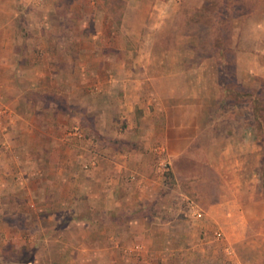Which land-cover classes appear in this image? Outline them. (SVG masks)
<instances>
[{
    "label": "rangeland",
    "instance_id": "obj_1",
    "mask_svg": "<svg viewBox=\"0 0 264 264\" xmlns=\"http://www.w3.org/2000/svg\"><path fill=\"white\" fill-rule=\"evenodd\" d=\"M51 2L44 0L42 8L31 9L22 0H16L15 6L20 13L14 20L18 51L15 61L17 68L20 66L31 69V76L35 77L37 72L43 74L40 77L44 90L41 96L45 102L54 99L64 107L62 97L53 94L51 87L63 91L65 85L62 81L69 78L71 82L74 79L75 87L73 89L70 86L69 96L73 100L76 118L69 123L60 120V124L64 125L62 128L68 127L73 139L69 146L65 144L56 147L57 151L49 155V159L62 163L70 160L73 178L80 180L90 176L97 179L91 186L95 194L101 191L100 182L107 175L105 170L113 171L115 163L112 156L118 147L116 131L119 127H116V118H113L116 114L115 107L111 114L102 110L101 98L95 94L100 90L94 84V80L109 77V73L102 71L101 67L115 63L117 57L106 54L111 49L130 48V52L121 53L119 57L126 63L129 62L128 64L135 62L137 65L146 61L142 52L145 42H152L154 51L149 59L148 74L162 80L159 91L167 94L170 90L173 93L176 89L180 90L177 97H173V100H177L176 103L179 97L183 99L188 96L190 99V96L195 99L204 96L205 120L201 145L199 141L194 142L190 156L178 159L176 167L179 172L187 170L196 175V160L199 162L202 159L204 162L206 154L212 156L218 153L219 157L227 136L232 137L229 142L233 145L234 153L241 152L243 147L239 134L243 128L253 134L252 139L259 144V129L249 125V105L241 99L234 101V94L229 88L234 81L241 91L255 90L259 93L263 87L264 0H58L56 5ZM30 9L31 12L26 14ZM37 18H42V22L36 21ZM0 36L6 39L7 32L1 31ZM67 50L70 55L66 53ZM13 57L10 58L11 63H14ZM135 70L134 74L143 76L142 68ZM0 71L1 81L3 78L7 79L3 70ZM18 72L23 76L21 71ZM54 72L56 75L53 78L58 80L57 85L50 80ZM87 85L96 87L92 97L87 95ZM33 92L31 94L35 95ZM97 114H101V117ZM20 121L21 119H17V123ZM62 128L58 131L60 134ZM18 136L13 139L18 141ZM259 148L255 173L250 171L251 165L255 163L251 152L244 155L246 164L241 173L246 178L255 174L258 180L255 194L262 192L264 198V175L260 177L258 168L262 161L260 145ZM230 154L231 159L236 155L232 152ZM104 165L106 166L103 167ZM157 167L158 172L168 174L166 184L154 202L150 201L146 205L149 209L145 208L144 213H130L125 217H118L116 214L103 216L97 207L99 203H92L96 210L90 217L95 226L87 236L93 249L97 250L98 260L93 261L94 258L87 255L88 260L73 264H109L104 260L107 256H112L111 248L103 246L104 243L99 246L98 243L100 235L106 233L123 239V248L127 249H118L117 256H124L118 264H218L217 259L212 261V256H224L222 246L219 245V241L225 236L221 229L223 226L215 222L214 215L206 212L201 205L203 200L200 199L213 193L214 187L207 183L191 182L189 189L195 191L186 194L177 181L169 176L172 169L169 163L164 161ZM232 169L233 167L227 169V175L233 180L238 172L231 171ZM233 183L229 182V185L233 186ZM48 184V187L51 186ZM84 187L83 184L82 187L73 185L70 188L66 185L63 191L65 194H76L79 193V188ZM9 194L11 191L0 186V261L13 258L18 261L11 264H24L26 262H21V258L33 259L38 254H35V247L31 245L33 241L39 240L35 226L50 228L52 224L55 225L58 215L65 210L62 207L65 203L59 202V206L54 207V200L49 205L21 207L22 194L16 192L15 198L8 197ZM191 203L201 211L200 217L193 216ZM92 204L86 201L81 206H76V210L82 211ZM147 212L153 214L155 224L148 236L140 230L146 221L144 218ZM26 218L28 221L23 231H14L9 224H5L11 221L21 225ZM240 218L242 225L247 226V241L237 244L233 250L229 248L232 253L226 254L236 257L221 264H250L251 257L261 260L251 264H264V207L260 206L247 213L246 223L243 216L233 217L230 220L231 233L232 230L236 233L234 227L241 224L238 221ZM104 223L107 226L111 223L114 225L113 229L107 228L108 232H100L97 228H101L99 224ZM114 223L125 226L115 227ZM54 232L48 230L42 239L44 248L41 247V255L38 254L40 264H54L51 261L53 245L49 241ZM216 232L221 233L220 237H217ZM31 238L32 241H28ZM133 242L139 244V248L130 247ZM10 243L12 247H9ZM64 249L66 250H61L62 254H67L68 249L65 253ZM59 259L62 260L60 264H67V257Z\"/></svg>",
    "mask_w": 264,
    "mask_h": 264
},
{
    "label": "crops",
    "instance_id": "obj_2",
    "mask_svg": "<svg viewBox=\"0 0 264 264\" xmlns=\"http://www.w3.org/2000/svg\"><path fill=\"white\" fill-rule=\"evenodd\" d=\"M22 1L25 6L30 5L31 9L42 8L44 5V0ZM51 1L52 5H56L58 0ZM15 3L16 0H0V32H7L6 39L0 36V69L7 76V79L3 78L2 81L0 79V186H5L11 191L8 197L15 198L16 192L22 194L21 207L49 205V202L54 200V207L59 206V202L65 203V206L62 205L65 210L60 212L61 216L58 215L55 225L52 224L49 226L50 228L35 226L38 239L41 240V242L33 241L31 244L35 247V254L40 253L44 243L42 239L50 230L56 232L50 235L49 240L53 245L52 263L60 264L62 260L59 257H67V264L80 263V261L88 260L86 259L87 255L93 257V261H97V250L93 249L87 236L95 226L90 217L96 210V206L92 203H99L97 207L103 216L116 214L118 217H125L130 213H144L145 208L149 209L146 205H149L150 201L154 202L161 188L165 187V178L168 174L158 172L157 167L165 161L172 168L169 176L177 181L186 194L195 191L189 189L188 185L191 182L207 183L214 187L213 193L206 198H202L203 196L200 198L204 201L200 200L206 212L214 215L215 222L223 226L221 229L225 235L219 241L224 256L223 258L212 256V261L215 262L214 259H217L216 263L221 264L236 257V255L229 256L232 253L229 248L233 250L237 244L247 241V226L246 224L242 225L240 218L238 221L241 224H236L234 227L236 233H233V230L231 233L230 220L233 217L243 216L244 223H246L247 213L260 206L264 207L262 192L255 194L258 183L255 174L246 178L241 173L246 164L245 156L249 152L253 153V158H255V163L251 165L250 171L253 170L252 172L255 173L260 148L257 141L252 139L253 134L242 129L239 134L243 147L241 152L235 151L234 153L233 145L229 142L232 137L227 136L224 138L227 142L220 149L219 157L218 153L212 156L206 154L204 162L201 161L202 159L199 162L196 160V175L187 170L179 172L176 167L178 159H187L190 156L191 146L194 142L199 141L201 145L200 138L204 131L205 120L204 96L195 99H191L190 96V99L187 98L188 96L183 99L179 97L176 103L177 100H173V97H177L180 90L176 89L174 93L170 90L167 94L159 91L162 80L148 74L149 59L154 51L152 42H145L142 52L146 61L137 65L135 62L128 64L129 62L126 63L127 61L119 57L121 53L130 52V48L111 49L106 54L109 56L114 54L117 57L115 63L101 67L102 71L105 70L107 74L109 73V77L103 80H94V84L100 90L95 94L101 98L102 110L111 114L110 112H113L111 110L115 107L116 114L113 115V118H116V127H119V130L116 131L118 147L115 150V155L112 156L115 163L113 171L105 170L107 175L100 182L101 191L99 194H95L91 186L97 179L89 176V178L80 179L82 183L77 177H72L70 160H65L63 164L49 159V155H53V152L57 151L56 147L65 144L69 146L72 142L71 132L66 126L62 128L64 125L60 124V120H66L69 123L76 118L73 100L69 96V88L72 86L74 89L75 81L73 79L70 82L69 78L62 81L65 85L63 91L50 86L53 94L62 97L65 104L63 107L57 100L51 99L48 102L43 100L41 95L44 90H42V78H40L42 73L35 72L36 76L34 77L31 76V69L20 66L17 68V61H15L18 56L15 43L17 29L14 20L20 12ZM31 9L26 14L31 12ZM36 21L41 23L42 18H37ZM66 53L71 54L69 50ZM12 57L14 63H11L10 58ZM141 68L144 74L138 77L134 72L135 69L141 70ZM18 71H21L23 76H20ZM120 72L125 75L121 76L122 73L119 75ZM54 75L56 72L50 76V80L51 83L57 85L58 80L53 78ZM95 86H85L87 95L90 97L94 95ZM32 91L35 92V95L31 94ZM97 116L101 117V114H97ZM17 119H21V121L17 123ZM61 128L62 134L58 132ZM16 135H19L18 141L13 139ZM24 139L25 141H23ZM231 152L236 154L233 159L230 158L232 155H229ZM230 167H233L231 171L238 172L233 180L229 179L227 175V169ZM192 177L198 179L193 180ZM232 181L234 182L233 186L229 185V182ZM48 183L51 186L48 187ZM246 183L247 185H245ZM82 184L85 189L79 188V193L68 194L66 192L65 194L64 187L66 185L70 188L73 185L82 187ZM10 185L11 188H9ZM86 201L92 205L82 211L76 210V206ZM153 206L151 205V207ZM21 213L27 215L24 211ZM152 215L147 212L146 218H144L146 221L140 228L147 236L151 235L155 225ZM26 221H28L27 218L22 221L21 225L11 221H7L5 224H9L14 231H23ZM238 221L235 222L238 223ZM114 224L115 227L125 226V224ZM107 225L106 223L99 224L101 228L97 229H100V232L113 229L114 225L111 227ZM28 241H32V238ZM98 243L99 246L104 243L103 246L111 248L112 256H107L104 260L109 264H118L124 257L117 256L119 248H122L123 251L127 250L123 248V239L109 236L107 233L100 235ZM139 246L133 242L130 247L139 248ZM9 247H12V243ZM63 248L68 249L67 254H62ZM66 250L64 249L63 252L65 253ZM38 254L33 259L31 257L26 260L21 258V262L32 264L35 261L38 264V256L41 255ZM80 257H82L81 260ZM7 259H1L0 264H11L18 261L13 258ZM254 261L260 262L261 260L251 257L250 262Z\"/></svg>",
    "mask_w": 264,
    "mask_h": 264
},
{
    "label": "trees",
    "instance_id": "obj_3",
    "mask_svg": "<svg viewBox=\"0 0 264 264\" xmlns=\"http://www.w3.org/2000/svg\"><path fill=\"white\" fill-rule=\"evenodd\" d=\"M263 84L262 89L257 93L255 90L250 91H241L237 88L236 81L231 88H229L232 94H234V101L242 100L249 105L250 113H249V125L256 126L259 129L258 135H260L261 140L259 141V145L262 149V161H260L259 170L261 172L260 177L264 175V79H261ZM257 170V172H259ZM264 186V181H263ZM264 188V187H263Z\"/></svg>",
    "mask_w": 264,
    "mask_h": 264
},
{
    "label": "built area",
    "instance_id": "obj_4",
    "mask_svg": "<svg viewBox=\"0 0 264 264\" xmlns=\"http://www.w3.org/2000/svg\"><path fill=\"white\" fill-rule=\"evenodd\" d=\"M191 204L193 205L194 203H191ZM194 206L195 205H193V207H192V214H193V216L200 217L202 215L201 214V211L199 210V208H196ZM215 234L217 235V237H220V235H221L220 232H216Z\"/></svg>",
    "mask_w": 264,
    "mask_h": 264
}]
</instances>
